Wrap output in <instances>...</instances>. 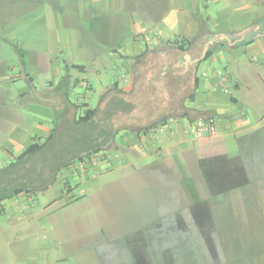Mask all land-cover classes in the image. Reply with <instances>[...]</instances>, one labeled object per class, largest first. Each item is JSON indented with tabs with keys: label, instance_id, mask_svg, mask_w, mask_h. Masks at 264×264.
<instances>
[{
	"label": "rangeland",
	"instance_id": "1",
	"mask_svg": "<svg viewBox=\"0 0 264 264\" xmlns=\"http://www.w3.org/2000/svg\"><path fill=\"white\" fill-rule=\"evenodd\" d=\"M203 1L195 9L199 22L216 9L215 1ZM91 3L0 0V198L7 194L0 264H136L138 245L156 264H264V66L257 70L262 80L246 72L252 88L228 83L221 92L216 109L245 123L217 134L227 153L247 162L251 182L213 196L188 118L149 131L128 112L121 124L103 119L118 103L106 104V97L127 75L121 57L127 39L142 22L157 35L174 0L98 1L93 21L84 16ZM83 80L93 85L86 99L105 110L93 124L79 125L71 113L86 92ZM48 131L54 137L42 150L20 157L31 143L46 142ZM19 187L26 189L9 198ZM204 199L210 241L192 211Z\"/></svg>",
	"mask_w": 264,
	"mask_h": 264
},
{
	"label": "crops",
	"instance_id": "2",
	"mask_svg": "<svg viewBox=\"0 0 264 264\" xmlns=\"http://www.w3.org/2000/svg\"><path fill=\"white\" fill-rule=\"evenodd\" d=\"M90 1L91 6L84 10V16L93 21L99 15L98 6L103 3H98L102 0ZM210 1L204 0L203 5L208 6ZM212 1L216 5L214 15L207 13L199 22L195 17V9L201 6V0H174L173 9L171 7L162 17L160 28L156 29L158 34L152 37L142 22L140 33L133 35L131 40L127 39L125 53L121 54L127 75L122 82L114 83L115 90L110 94L111 98L106 97V104L109 99H115L118 103L111 109L107 107L108 112H105L103 119L110 123L118 120L116 124H121V119L125 118L122 114L128 112L134 120H143L138 128H148L151 124L160 125L162 120L177 118L179 122L188 118L191 122L200 116L214 115L217 116V132L229 123L238 126L245 123L240 124L237 117L226 115L216 107L222 103L220 95L222 91L226 92L228 83L237 90L252 88L246 72H255L262 80L257 70L260 71V67L264 66V0H234V4L227 0ZM254 2L258 3L259 9L255 8ZM130 5L132 7L134 4ZM82 12L81 9L79 15L82 16ZM176 38L186 40L187 47L181 49L170 42ZM142 39L146 42L145 46ZM119 47L112 48V54H118ZM208 50L213 53L204 59ZM201 66L203 72L199 74ZM80 68L86 70L84 66ZM83 83L86 92L78 97L73 108L71 116L74 120L85 112L86 104L89 108H95L86 99L90 97L93 85L80 81V84ZM251 92L255 91L252 89ZM103 99L104 96L101 103H104ZM230 99L240 102L234 95ZM187 100L189 105H186ZM124 102L133 105L126 108L122 106ZM244 102L248 110L252 108L250 101ZM96 110L92 121L100 111L105 110V106ZM48 132L47 138L52 134ZM134 257L138 264L136 255ZM156 262V259H152L153 264Z\"/></svg>",
	"mask_w": 264,
	"mask_h": 264
},
{
	"label": "trees",
	"instance_id": "3",
	"mask_svg": "<svg viewBox=\"0 0 264 264\" xmlns=\"http://www.w3.org/2000/svg\"><path fill=\"white\" fill-rule=\"evenodd\" d=\"M174 45H177L181 49H185L188 42L184 39L176 38L170 41ZM213 51L208 50L205 58L208 59L212 55ZM78 66V65H77ZM79 67H81L79 65ZM30 82L32 77H28ZM85 112L75 122L77 124H93L92 121L96 114V108H89L88 104ZM217 116L209 117H197L191 120L196 133V149L198 164L201 169L202 175L205 179L207 187L213 196H218L231 192L233 190L242 188L248 185L250 180L248 164L238 155H230L221 145L224 144L222 136L217 134ZM167 120H162L161 124H166ZM159 124H151L148 131L151 128L158 127ZM54 137V132L48 138L46 142L35 141L31 143L20 155L21 158H26L33 153H37L42 150L47 142ZM25 191V188L19 187L13 190V193L9 196L13 197ZM6 199V196L0 198V203ZM193 215L196 224L203 229V235L207 240H211V211L209 200L204 199L194 203L192 207ZM213 246V244L211 245ZM135 255L138 264H153L150 254L143 248V246H134ZM167 264H174L173 262H167Z\"/></svg>",
	"mask_w": 264,
	"mask_h": 264
}]
</instances>
